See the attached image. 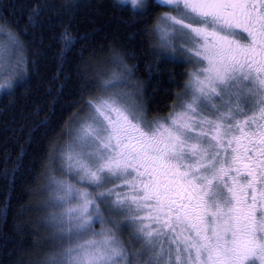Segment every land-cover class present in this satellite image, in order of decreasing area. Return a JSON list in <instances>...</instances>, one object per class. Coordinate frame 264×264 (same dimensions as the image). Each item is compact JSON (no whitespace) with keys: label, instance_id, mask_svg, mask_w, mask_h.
Returning a JSON list of instances; mask_svg holds the SVG:
<instances>
[{"label":"snow or ice","instance_id":"snow-or-ice-1","mask_svg":"<svg viewBox=\"0 0 264 264\" xmlns=\"http://www.w3.org/2000/svg\"><path fill=\"white\" fill-rule=\"evenodd\" d=\"M130 2L145 7V0ZM155 4L166 9L153 29L160 47L195 65L184 85L189 99L164 120H148L130 93L113 91L127 86L130 72L116 60L119 71L102 85L111 94L87 101L91 122L53 157L76 184L51 178L68 246L43 264H131L101 204L126 212L124 226L151 253L145 264H264V0ZM8 24L0 14V77H14L24 62L6 58L22 50ZM62 38L72 42L67 32ZM12 87V78L0 84ZM116 181L95 196L76 186Z\"/></svg>","mask_w":264,"mask_h":264},{"label":"trees","instance_id":"trees-1","mask_svg":"<svg viewBox=\"0 0 264 264\" xmlns=\"http://www.w3.org/2000/svg\"><path fill=\"white\" fill-rule=\"evenodd\" d=\"M164 11L155 0L136 9L121 0H0L24 61L5 77L12 89H0V264H41L51 248L38 224L40 195L75 118L117 66L109 63L119 59L130 69L147 118L170 110L189 64L158 45L153 29ZM110 221L126 222L127 214L115 210Z\"/></svg>","mask_w":264,"mask_h":264},{"label":"rangeland","instance_id":"rangeland-1","mask_svg":"<svg viewBox=\"0 0 264 264\" xmlns=\"http://www.w3.org/2000/svg\"><path fill=\"white\" fill-rule=\"evenodd\" d=\"M124 2L129 3L132 7L133 5L131 4L130 0H123ZM134 8V7H133ZM139 8V7H137ZM159 21V18L157 19V22ZM156 40L158 42V45H160V40L158 38L157 35H155ZM3 37H0V39H2ZM168 50V49H167ZM169 50H171L169 48ZM168 50V51H169ZM166 51V49H165ZM172 51V50H171ZM168 52L169 54H171L172 52ZM179 52H173L172 55L174 56H179L178 54ZM182 55V54H180ZM9 60L10 64H15L16 61V55L15 53L11 56V57H6ZM184 58V56H183ZM186 60V58H184ZM116 60H113V63H109L108 66H116ZM189 64V72L193 71L195 68V65L193 64ZM113 71H119V68L116 66L113 69L109 70L108 72H106L105 74H107L103 80H102V85L103 82L110 79L112 76ZM9 75L8 73H5L2 77H0V84H4L5 83V77ZM125 75L127 76V86H122L119 89H114L113 91L115 92H119V93H130L134 98H135V102L140 106V108L142 109V111L145 113L146 111V104H145V100L144 97L142 96V92L143 89L141 88V86H138L137 80L135 79L134 75L132 73H125ZM189 82V76L186 77L185 82L182 86V88L180 89V93L178 92L176 94V98L174 103L172 104L170 110L164 114L163 116L160 117H154V118H147L150 121H154V120H164L165 118H167L174 110H179V105L181 103V99L187 100L189 99V97L185 96L184 93L187 91V89L184 87V85L186 83ZM102 88V87H101ZM111 93L110 92H106L103 90L96 96L94 97L92 100L98 101L101 98L107 97L109 96ZM225 100L228 99V97L224 98ZM215 103H217L218 105H221L223 103V101H221V99L219 97L215 98ZM241 106L244 107V104L241 103ZM88 109H86L83 113H81L79 116H77L75 118V123L72 126V131L68 134L67 136V140H65V144H63L59 150L57 151V153H55L53 156H59L60 152H62L65 147L68 145V143L71 141V139L73 138V136L75 135L76 131L81 127V125L85 122H91L92 117L94 115V110L90 107H88ZM221 110H225L223 107L221 108ZM247 111V108H246ZM249 115H251V112H248ZM53 162L55 163V167L54 170L52 171V175H48L47 176V181L43 187V190L41 192L40 195V210L41 212V219L39 220L40 226L42 231L47 235L46 239L49 241V243H51V248L48 250L47 253L43 252V257L42 258V262L41 264H43V262L46 260V258L52 254L58 253L60 251L63 250L64 247L68 246V241L66 239H62L61 238V232H60V225L58 224V221L55 219V217H59L62 213H63V209L58 208V207H54L53 206V200L54 197L56 195L55 191H53L52 187H51V178L52 176H55V178L57 179H63V180H68L74 184H76L75 180H72L70 175L65 174L64 172L61 171V162L59 159H53ZM49 172V171H48ZM121 181H116L115 183H109V184H105L103 187L100 188H94V187H89L87 184H77V187H82L85 188L86 190L90 191L93 193V196H95L96 192L99 191H106L108 188H113L116 187L117 185L121 184ZM125 189H118V191L123 192ZM73 204H75V202H73ZM100 209H101V214L104 218V220L106 222H109V226L113 227L114 230L117 231V235L120 238V240L122 241L123 245H125L128 249V255H129V259L131 261V264H145V262L148 259V256L151 254L145 244V241L143 238L140 239H133V226L128 225V226H124L127 224L126 222L123 221H110L111 219H113V215L115 213L116 209H112L107 207L105 204H101L100 205ZM114 222V223H112ZM117 225H120L121 227H119V229L117 230ZM65 227H67V225H65ZM96 230L99 231L100 230V225L96 224ZM164 247L167 248V242L164 241ZM158 250V249H157ZM134 254H138V255H134Z\"/></svg>","mask_w":264,"mask_h":264},{"label":"flooded vegetation","instance_id":"flooded-vegetation-1","mask_svg":"<svg viewBox=\"0 0 264 264\" xmlns=\"http://www.w3.org/2000/svg\"><path fill=\"white\" fill-rule=\"evenodd\" d=\"M241 107H243V106H241ZM241 139H242V145H241V146H248V145H247V141L244 140L243 138H241Z\"/></svg>","mask_w":264,"mask_h":264},{"label":"bare ground","instance_id":"bare-ground-1","mask_svg":"<svg viewBox=\"0 0 264 264\" xmlns=\"http://www.w3.org/2000/svg\"><path fill=\"white\" fill-rule=\"evenodd\" d=\"M53 157H54V156H53ZM53 157H52V158H53Z\"/></svg>","mask_w":264,"mask_h":264}]
</instances>
